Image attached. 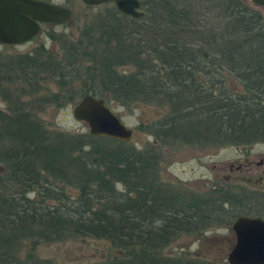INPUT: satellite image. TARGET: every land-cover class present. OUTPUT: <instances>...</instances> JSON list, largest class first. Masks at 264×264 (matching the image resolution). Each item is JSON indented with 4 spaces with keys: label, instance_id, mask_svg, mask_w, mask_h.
<instances>
[{
    "label": "trees",
    "instance_id": "1",
    "mask_svg": "<svg viewBox=\"0 0 264 264\" xmlns=\"http://www.w3.org/2000/svg\"><path fill=\"white\" fill-rule=\"evenodd\" d=\"M139 1L146 14L138 20L113 5L91 7L104 12L60 58L44 51L42 59L0 63V83L17 77L32 87L17 101L37 96L42 74H50L59 91L33 99L37 106L64 101L61 94L79 83L80 98L164 112L150 128L140 126L153 130L155 145L138 149L49 130L23 102L0 111V264H57L37 258L36 246L84 238L116 251L94 264H228L164 250L179 237L230 226L239 208H252L249 194L163 184L159 142L264 144V16L244 0H205L202 13L190 0ZM258 201L261 209L243 216L264 219V195Z\"/></svg>",
    "mask_w": 264,
    "mask_h": 264
},
{
    "label": "rangeland",
    "instance_id": "2",
    "mask_svg": "<svg viewBox=\"0 0 264 264\" xmlns=\"http://www.w3.org/2000/svg\"><path fill=\"white\" fill-rule=\"evenodd\" d=\"M42 1L70 9L72 12L71 20L60 25H41L37 36L28 43L13 47L0 45V63L7 59L23 62L26 59L25 56L28 55L42 59L47 53L60 58L63 56L62 47L65 44H72L73 41L76 42L83 29L92 26V20L95 16L104 12L103 7L92 9L90 6L84 5L81 0ZM204 1L190 0V6L193 5L194 9L202 13L206 7ZM244 1L246 5L256 8L264 16L263 8L255 6L251 0ZM141 11L146 14L144 7H141ZM212 18L214 17L210 16V19ZM124 69L131 70V68ZM16 79L17 77H12L11 82L1 80L0 111L5 112L12 105L23 102L25 107L31 106L28 107L29 111L36 116L38 122L49 130L71 134H89L88 126L75 120L72 114L73 108L81 99V85L79 83L72 86V90L69 91L70 96L65 95V93L61 94L64 101L59 99L60 103L58 101L57 103L37 106V103L32 101L33 99L42 97L44 99L46 95L56 94L59 91L57 79H52L50 74H42L39 94L34 95V97H24L20 101H17L18 98L28 94L32 87L22 82L23 80L17 82ZM202 84L205 85V82L202 81ZM8 94L11 100L5 99ZM109 105L121 121L133 131V139L129 142L131 145L141 149L155 143L153 130L146 131L144 128L148 126L150 128L152 123L162 119L164 112L161 109L144 104H137L128 109L113 103ZM140 126L144 128L141 129ZM159 143L161 146L158 150L161 161L159 180L174 189L183 188L197 193L218 187L240 195L239 192L247 188L226 180L230 176V168H235L245 162H258L264 158V144L247 147H211L196 144L186 145L167 140H162ZM260 206L256 205L255 209H261ZM253 209V207L239 208L237 213L243 216ZM259 214L264 216L263 212ZM231 227L232 224L230 226L220 224L210 227L198 237H179L164 250V254L168 256L186 254L208 262H227L228 254L235 244V235ZM29 247L30 241L28 240L24 243L23 250L19 255L21 258L25 257ZM34 253L39 259L50 260L57 264H94L105 262L115 255L116 251L110 247L107 241L84 238L62 243H39Z\"/></svg>",
    "mask_w": 264,
    "mask_h": 264
},
{
    "label": "water",
    "instance_id": "3",
    "mask_svg": "<svg viewBox=\"0 0 264 264\" xmlns=\"http://www.w3.org/2000/svg\"><path fill=\"white\" fill-rule=\"evenodd\" d=\"M90 7L111 4L123 16L138 20L144 16L139 0H81ZM264 10V0H251ZM72 18L70 9L42 0H0V44L19 45L32 40L42 24L60 25ZM73 117L88 126L95 138L130 142L133 131L104 100L88 95L80 99ZM235 244L227 257L228 264H264V219L239 217L232 224Z\"/></svg>",
    "mask_w": 264,
    "mask_h": 264
},
{
    "label": "flooded vegetation",
    "instance_id": "4",
    "mask_svg": "<svg viewBox=\"0 0 264 264\" xmlns=\"http://www.w3.org/2000/svg\"><path fill=\"white\" fill-rule=\"evenodd\" d=\"M3 46L13 47L18 45H13V46L3 45ZM226 180L233 181L234 183H238L239 185H241V187L245 186L247 189H243V190L246 191L247 194H249V197L246 198V199L249 198L247 202H249L250 206L255 208L256 205H259L258 197L264 195V190H263L264 189V158H261L258 162H245L244 164H240L235 168H230V176L226 178ZM263 204L262 207H264ZM241 217H253V216L245 215Z\"/></svg>",
    "mask_w": 264,
    "mask_h": 264
}]
</instances>
